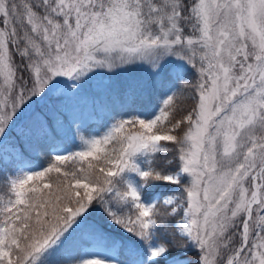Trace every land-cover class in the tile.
Wrapping results in <instances>:
<instances>
[{
  "label": "snow or ice",
  "instance_id": "snow-or-ice-1",
  "mask_svg": "<svg viewBox=\"0 0 264 264\" xmlns=\"http://www.w3.org/2000/svg\"><path fill=\"white\" fill-rule=\"evenodd\" d=\"M0 264H264V0H0Z\"/></svg>",
  "mask_w": 264,
  "mask_h": 264
},
{
  "label": "trees",
  "instance_id": "trees-1",
  "mask_svg": "<svg viewBox=\"0 0 264 264\" xmlns=\"http://www.w3.org/2000/svg\"><path fill=\"white\" fill-rule=\"evenodd\" d=\"M93 127H96V126H93ZM41 162L42 163H47L48 161L47 160H42ZM189 256H190L191 259L194 260L195 259V251L190 252Z\"/></svg>",
  "mask_w": 264,
  "mask_h": 264
},
{
  "label": "rangeland",
  "instance_id": "rangeland-1",
  "mask_svg": "<svg viewBox=\"0 0 264 264\" xmlns=\"http://www.w3.org/2000/svg\"><path fill=\"white\" fill-rule=\"evenodd\" d=\"M37 163H40L39 161ZM44 166H47V164H45ZM190 258V257H189Z\"/></svg>",
  "mask_w": 264,
  "mask_h": 264
}]
</instances>
